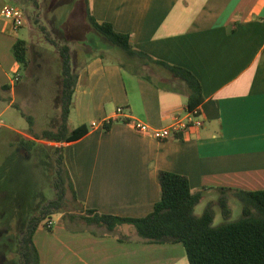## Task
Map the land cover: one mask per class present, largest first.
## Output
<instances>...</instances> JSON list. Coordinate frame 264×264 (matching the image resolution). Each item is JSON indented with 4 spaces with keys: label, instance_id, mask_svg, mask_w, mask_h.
<instances>
[{
    "label": "crops",
    "instance_id": "1",
    "mask_svg": "<svg viewBox=\"0 0 264 264\" xmlns=\"http://www.w3.org/2000/svg\"><path fill=\"white\" fill-rule=\"evenodd\" d=\"M7 6H12L11 0H0L1 114L18 107V96L28 102V93L19 86L30 79L22 72L29 73L32 67L31 61L28 70H22L14 58L12 49L24 25L15 30L4 19ZM88 11L98 23H109L129 35L135 50L196 77L202 88V128L165 142L136 131L133 121L160 130L185 118L189 96L185 83L152 64L146 74L157 87L103 59L102 52L89 55L82 48L74 66L68 127L71 132L85 125L88 133L69 143L37 139L62 124L58 70L49 73L55 75L58 87L50 93L53 99L48 92L41 93L47 95L42 100L60 101L57 111L47 109L41 115L48 127L38 129L34 116L33 132L29 126L0 123V129L8 131L5 158L33 159L45 165L49 177L56 149H63L83 210L121 218H143L153 212L161 199L160 172L183 175L193 192L203 190L199 204H208L214 221L217 213L222 220H231L234 197L264 190V0H88ZM50 65L53 68L54 63L44 68ZM119 107L124 109L120 116ZM110 121L106 132L104 123ZM238 207L243 210L242 204ZM71 214H59L51 229L41 225L35 231L39 264H189L182 244H148L137 233H117L128 225L109 233Z\"/></svg>",
    "mask_w": 264,
    "mask_h": 264
},
{
    "label": "trees",
    "instance_id": "2",
    "mask_svg": "<svg viewBox=\"0 0 264 264\" xmlns=\"http://www.w3.org/2000/svg\"><path fill=\"white\" fill-rule=\"evenodd\" d=\"M30 2L37 7L38 0H30ZM85 2L88 4V0ZM89 17L92 27L115 47L116 57L112 62L118 63L123 69L146 79L157 87L158 84L146 74V67L152 64L163 66L174 78L185 83L189 93L187 110L199 109L203 102L202 88L191 72L155 61L150 56L135 50L131 45L129 35L115 31L109 23H98L91 16ZM40 28L49 39L46 28ZM52 44L59 50L62 65V124L57 131L46 130L41 136H37V139L69 143L84 137L88 133V128L83 125L71 132L69 130L68 117L76 85V74L73 72L74 65L70 47L68 45L59 46L55 42ZM29 51L28 42L22 39L17 40L13 46L14 58L22 70H28L31 64ZM102 58L106 59L104 53ZM23 115L28 120L30 132H33V118ZM111 123L112 121L104 123L106 132L110 130ZM28 145V148H31V144ZM56 153L54 186L58 190V196L43 204L39 216L29 220L20 243L22 264H39V255L33 241L35 231L41 225L45 226L44 221L52 219L53 215L66 213L69 207L73 210L71 216L79 214L78 218L86 224L105 227L109 233L128 225L135 229L138 237L145 243L182 244L189 264H264V190L240 192L239 198L243 206L242 217L236 221H228L215 226L214 212L211 208H208L202 215L196 214V206L204 196L203 190L193 192L189 180L183 175L160 172L161 199L155 204L153 212L143 218H121L102 214L97 210H83L64 162L63 149H56ZM68 194L70 198H67ZM118 240L127 242L124 238Z\"/></svg>",
    "mask_w": 264,
    "mask_h": 264
},
{
    "label": "rangeland",
    "instance_id": "3",
    "mask_svg": "<svg viewBox=\"0 0 264 264\" xmlns=\"http://www.w3.org/2000/svg\"><path fill=\"white\" fill-rule=\"evenodd\" d=\"M11 1L12 6L20 9L24 16L25 24L19 35L21 39L30 41L29 58L32 67L29 73L22 72L25 78L29 76L30 79H24L19 86L21 92L28 93V102L19 99L18 96V107H12L3 114L0 111V123L14 125L17 128L28 127V120L22 114L25 113L26 116H34L37 128L41 129L48 127L42 122V113L47 109L53 113L60 105L59 100L41 99L47 96L41 93L48 92L50 95L58 90L54 84L55 75L49 76V73L53 74L58 70L62 72L60 53L52 42L70 47L74 66L80 61L82 48H86L89 55L104 51L105 57L112 61L116 57L115 47L92 27L85 0H38L37 7L30 0ZM36 21L38 23H35ZM40 27L46 28L49 39ZM50 62L54 63L53 68L52 65L50 69L44 68L46 63ZM73 72L75 73V68ZM7 95L9 98L12 97L10 93ZM51 96L53 99V95ZM7 132L0 129V264H22L20 243L29 220L39 216L42 201L56 199L58 196V190L54 186L56 168L52 167L54 164L52 163L48 177L45 165L41 162L38 164L33 159L28 160L23 156L6 159L4 141ZM68 197L70 198V194ZM232 202L231 220L224 221L220 217L221 214L217 213L215 226L242 217V207H238L242 204L241 200L234 197ZM208 208V204L202 202L196 206V214H203ZM72 211V207H69L66 213ZM58 216L53 215L52 220L55 222ZM117 233L128 236L136 234L131 226L119 229Z\"/></svg>",
    "mask_w": 264,
    "mask_h": 264
},
{
    "label": "built area",
    "instance_id": "4",
    "mask_svg": "<svg viewBox=\"0 0 264 264\" xmlns=\"http://www.w3.org/2000/svg\"><path fill=\"white\" fill-rule=\"evenodd\" d=\"M3 17L9 21L14 29H19L24 25V16L20 9L15 6H7L3 11ZM124 112L122 107L117 108V114L120 116ZM136 131L148 134L158 141L165 142L175 138L178 134L187 132L191 128L200 129L203 126L200 109L188 111L185 118H178L170 127L160 130L151 129L147 124L140 121L131 122ZM55 222L48 219L45 222V227L51 229Z\"/></svg>",
    "mask_w": 264,
    "mask_h": 264
}]
</instances>
